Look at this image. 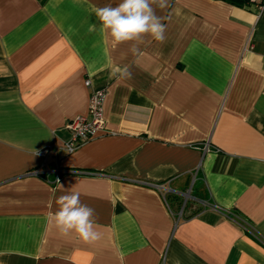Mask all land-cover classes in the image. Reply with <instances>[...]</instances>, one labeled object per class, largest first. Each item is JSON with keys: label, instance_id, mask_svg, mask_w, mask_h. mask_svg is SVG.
<instances>
[{"label": "crops", "instance_id": "0c3cea01", "mask_svg": "<svg viewBox=\"0 0 264 264\" xmlns=\"http://www.w3.org/2000/svg\"><path fill=\"white\" fill-rule=\"evenodd\" d=\"M117 3L0 0V264H264V8L154 4L165 40L134 53L92 11ZM86 80L107 133L43 162L86 115ZM70 188L95 243L49 220Z\"/></svg>", "mask_w": 264, "mask_h": 264}, {"label": "clouds", "instance_id": "9594fccd", "mask_svg": "<svg viewBox=\"0 0 264 264\" xmlns=\"http://www.w3.org/2000/svg\"><path fill=\"white\" fill-rule=\"evenodd\" d=\"M163 8L167 0H119L115 6L93 7L92 11L99 22L101 31H106L113 46L135 42L131 51H137L136 43L147 35L163 43L166 25L155 14L153 5ZM95 27V25H93ZM120 79H128L131 72L128 66L117 67L111 73ZM61 187H63L61 185ZM57 210L49 217L50 222L62 237L77 236L84 243L92 244L101 239L98 224L94 220V209L81 203L80 193L74 188L66 190L56 200Z\"/></svg>", "mask_w": 264, "mask_h": 264}, {"label": "built area", "instance_id": "2783aa9c", "mask_svg": "<svg viewBox=\"0 0 264 264\" xmlns=\"http://www.w3.org/2000/svg\"><path fill=\"white\" fill-rule=\"evenodd\" d=\"M251 5H255L258 9L264 8V0H248ZM87 88H90V96L88 101L86 115H79L66 123V128L70 131V138L62 147L48 146L43 148L39 154L46 162L50 157H54L55 161L62 155L74 153L80 146L97 137L99 134L107 133L106 122L103 113V104L106 91L103 89H91L89 80L84 82ZM209 145L203 144V152L208 151ZM59 169H56L55 182H59Z\"/></svg>", "mask_w": 264, "mask_h": 264}, {"label": "trees", "instance_id": "16d2710c", "mask_svg": "<svg viewBox=\"0 0 264 264\" xmlns=\"http://www.w3.org/2000/svg\"><path fill=\"white\" fill-rule=\"evenodd\" d=\"M225 1L231 5H234L236 7H244L247 5H251V3L248 0H222Z\"/></svg>", "mask_w": 264, "mask_h": 264}]
</instances>
